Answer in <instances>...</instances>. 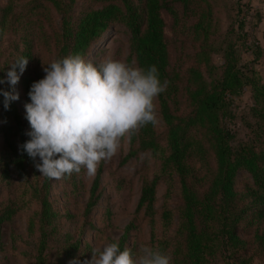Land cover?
Masks as SVG:
<instances>
[{
    "label": "trees",
    "instance_id": "trees-1",
    "mask_svg": "<svg viewBox=\"0 0 264 264\" xmlns=\"http://www.w3.org/2000/svg\"><path fill=\"white\" fill-rule=\"evenodd\" d=\"M21 1L8 0L1 10L0 78L6 81L13 58L14 62L20 57L32 61L30 73L20 81L27 104L32 83L45 75L38 71L37 54L28 51L30 47L21 50L17 45L6 61L1 62L7 27ZM45 1L52 5L59 19V30L53 37V45L47 49L53 56L52 61L75 54L86 59L92 47L110 29L119 26L130 34L128 64L145 69L155 65L161 82H168L166 90L155 100L157 125L148 124L130 132V153L124 159L129 162L143 153L147 162L150 159L159 162L155 178L143 183L138 210L145 209L152 220L161 211L165 231L173 228L176 231L173 238L163 240H157L153 234L151 247L170 255L171 264H254L257 259L264 264V82L255 70L256 60L261 55L259 44L251 48L248 39L243 46L232 42L222 44L217 53L221 54L223 64L217 68L208 48L213 45L209 43V27L215 19L211 12L203 11L193 25L194 38L201 36L203 42L195 48L186 84L181 87L177 84L180 75L171 71L166 39L163 13L171 10L168 0H144L143 7L132 0H101L95 8L80 13L73 11L75 0ZM174 2L187 5L191 0ZM246 13L245 10L239 12L244 20ZM240 26L244 27L242 23ZM252 51L256 60L245 62L243 54ZM208 68L210 78L204 72ZM248 88L251 89V105L238 114L233 109L234 101ZM0 89L15 94V86L7 82L0 84ZM3 105L4 97L0 95V111L12 117L8 124H19L20 141L11 139L7 133L4 135L12 154L6 160L1 182L9 178V168L22 172L19 177L28 186L19 198L23 202L24 195L31 191V203L39 206L36 219H32L29 226L30 233L35 228L39 233L36 264H46L57 218L48 196L50 179L41 176L35 167L39 160L33 161L22 148L30 139L26 134L30 125L26 116L19 113L17 100L12 101L7 110ZM27 164L33 167L30 180L24 171ZM240 172L252 178V184L244 192L236 188ZM38 176L43 183L34 184ZM162 183L166 184L167 192L165 205L159 211L157 190ZM100 186L101 175L98 174L90 192L88 215L101 199ZM174 193L178 202L171 207L168 201ZM252 209L251 225L256 230L251 239L245 241L238 229ZM16 211L7 210L6 214ZM4 217L0 216V223Z\"/></svg>",
    "mask_w": 264,
    "mask_h": 264
},
{
    "label": "rangeland",
    "instance_id": "rangeland-1",
    "mask_svg": "<svg viewBox=\"0 0 264 264\" xmlns=\"http://www.w3.org/2000/svg\"><path fill=\"white\" fill-rule=\"evenodd\" d=\"M7 1L0 0V14L7 6ZM99 1L101 0H75L73 11L80 13L95 8ZM132 1L143 7L144 0ZM168 1L171 10L165 11L163 17L171 54V71L180 75L177 77L179 86H185L188 70L194 61L195 48L203 42L201 36L194 38L193 35V25L203 11L211 12L215 19L209 27V43L213 45H208L210 59L215 66L218 68L223 64L221 54L217 53L222 44L232 42L243 46L244 41L248 39L251 48L259 44L261 55L256 60L252 51L244 53L243 59L245 62L256 60L255 70L264 82V0H191L187 5L175 3V0ZM240 10L247 12L245 20L244 16L239 14ZM58 20L52 5L45 0H22L11 16L12 23L7 27L8 36L4 39V56L1 62L6 61L17 45H20L21 50L27 46L30 47L28 51L37 54V68L40 75H43L44 67L53 59L47 49L53 45V37L59 30ZM129 48L130 34L127 30L119 26L113 27L92 47L85 60L96 65L107 59L128 64ZM14 60L15 58L12 63ZM32 64V61H28L26 71L14 89L19 97L17 102L22 116H26V96L20 81L28 76ZM131 65L137 67L134 63ZM204 72L206 77H212L210 68ZM179 99H182V95ZM250 105L251 89L248 88L241 97L235 99L233 109L241 114ZM11 121L12 117L0 111V216L5 215L0 223V264H36L39 233L37 228L30 233L29 226L32 219H36L39 206L31 203V191L24 195L21 202L19 196L28 186L27 182L19 177L21 171L15 170L14 167L9 168V178L1 182L7 168L6 160L12 154L4 135L7 133L11 139L20 141V126L8 124ZM30 130L28 128L27 133ZM130 146L129 132L121 139L117 153L110 160L100 162L95 175H87L86 170L82 168L78 174L66 175L59 180L50 179L48 196L57 218L54 224L55 233L49 241L50 254L46 264H71L74 260L83 264L84 260L91 259L93 248H102L113 242L119 243L121 251L130 249L135 256L142 246L151 247L153 234L157 240L173 238L176 229L165 231L160 211L165 205L166 184L162 183L157 190L156 208L160 212L153 220L146 215L145 209L138 210L143 183L155 178L159 162L153 159L147 162L143 153L136 159L124 162L130 153ZM24 171L30 180L29 174L33 172V167L27 164ZM98 174L101 175V199L88 215L86 210L90 192ZM36 183H43V179L38 176L34 184ZM251 184L252 178L248 173L238 174L236 188L240 192H244ZM177 202L174 193L169 198L168 205L174 207ZM20 206L21 209H18ZM7 210L17 211L7 215ZM253 218L252 209L238 229L242 240L249 241L253 236L256 230V227L251 225ZM259 261L260 259H257L254 264H260Z\"/></svg>",
    "mask_w": 264,
    "mask_h": 264
},
{
    "label": "clouds",
    "instance_id": "clouds-1",
    "mask_svg": "<svg viewBox=\"0 0 264 264\" xmlns=\"http://www.w3.org/2000/svg\"><path fill=\"white\" fill-rule=\"evenodd\" d=\"M28 58L12 63L6 81L14 87L26 69ZM42 79L32 83L25 105L30 137L22 148L36 169L52 180L80 173L93 176L101 161L110 160L129 132L157 125L156 98L167 88L155 65L147 69L120 60L99 65L81 55H69L46 65ZM7 110L19 97L0 89ZM171 256L142 246L138 254L120 250L118 242L93 248L83 264H171ZM71 264H80L74 260Z\"/></svg>",
    "mask_w": 264,
    "mask_h": 264
}]
</instances>
